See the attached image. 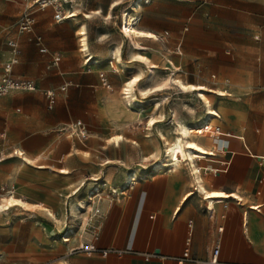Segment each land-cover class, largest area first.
Segmentation results:
<instances>
[{
  "label": "crops",
  "instance_id": "obj_1",
  "mask_svg": "<svg viewBox=\"0 0 264 264\" xmlns=\"http://www.w3.org/2000/svg\"><path fill=\"white\" fill-rule=\"evenodd\" d=\"M31 1L8 3L0 0V74L3 64L11 56V48L7 43L14 40L18 44L19 54L12 68V76L32 80L36 85V92L32 91L35 92L32 96L39 97L41 91L53 88L62 89L60 107L63 111L59 123L69 124L71 117L77 115L88 123L89 132L86 139L77 138V141L60 135L55 144L46 134L38 136L36 140L43 141L45 150L35 161H46L44 154L47 149L55 152V159L52 160L69 171L59 170L58 178H53L55 184L51 191L55 195L60 194L77 184L67 195L72 197L70 202L78 198L83 182L92 184L90 180L105 176L115 181L116 187H111L110 192L119 195L97 204L100 214L96 223L89 233L82 234L75 242L77 245L89 242L94 232H97L99 236L95 245L98 249L109 250L106 256L100 253L87 256L79 250L71 251L77 245L68 249L70 244L60 239L62 234L68 235L63 232L67 226L65 215L58 217L57 224L47 218L55 225L49 228L52 234L42 225L36 226L33 234L24 237H19L18 232L14 234L13 220L3 218L0 219V264H210L207 261L215 246H218L215 264H264V0H243L259 6V14L245 15L248 19L259 18L263 28L259 31L261 39L258 46L249 43V46L261 50V60L257 66L260 75L254 78L251 66L250 75L246 74L244 81L239 82L260 85L261 103L250 105L251 110L248 107L245 110L230 107L224 119L214 109L220 115L218 120L222 119L221 126L218 125L221 135L205 138L202 125L204 133L198 139V144L206 154L193 162L199 169L198 174L192 171L193 163L190 160L184 162L187 169L177 168L180 165L157 169L164 158L157 156L153 146V150L149 149L148 156L143 158V163L153 161L156 168H148L142 175L133 170L131 175L135 179L132 184L126 183L130 174L120 184V171L115 177L114 170L109 166L120 163L127 167L135 165L139 162L141 148L136 147L137 141L134 142L136 146L123 145L120 140L118 144L113 142L112 137L120 136L122 129L113 121L107 109L96 104L103 95L97 88L102 75L109 71V55L114 54L116 49L120 52V44L113 46L110 42L111 33L103 29L102 22L105 24L113 18L117 19L113 13L119 11L120 0L106 2L104 14L101 13L104 5L98 0H69L74 5L68 9L67 16H70L62 22L54 20V12L52 15L41 13L39 18H35L32 13V31L20 36L13 30L17 32L15 24L25 5ZM12 4H18L20 8H14ZM13 15H16V19ZM14 19L16 21L10 26ZM82 29L85 30L88 52L100 60L98 64H86L85 56L79 53L78 31ZM36 36L41 37V46L46 48L47 55L39 52L40 47L33 40ZM259 36L255 38L259 39ZM131 41L132 44L137 43ZM133 49L137 50L135 47ZM52 55L61 58L46 70L48 75L42 80L45 62ZM252 57L250 55L249 59ZM6 96L0 97V122L5 118V126L0 130V135H5L3 139L0 138V156L3 155L0 157V167L5 170V179L10 175L7 170L14 164L5 161L6 130L19 135L15 153L19 149L26 151L34 144L29 139L31 135L26 136L29 130L23 124L24 120L16 121L11 116L12 98ZM5 110L9 111L8 116ZM252 113L258 115L253 116ZM7 121H10V125ZM202 123L206 122L203 120ZM155 125L147 129L151 131ZM138 137L141 142L140 135ZM143 137L147 139L151 136L144 134ZM201 160H205L206 164L203 171L198 165ZM45 172L41 170L35 175L46 178ZM198 178L202 181L204 191L198 188ZM99 186L104 187L106 184ZM96 189L99 190V187ZM49 235L56 239L52 249L46 244ZM185 250L188 251L186 259L183 258Z\"/></svg>",
  "mask_w": 264,
  "mask_h": 264
},
{
  "label": "rangeland",
  "instance_id": "obj_2",
  "mask_svg": "<svg viewBox=\"0 0 264 264\" xmlns=\"http://www.w3.org/2000/svg\"><path fill=\"white\" fill-rule=\"evenodd\" d=\"M98 1L104 5L101 10V13L104 14L105 7H107L106 2L109 0ZM133 1L137 0H120L119 11L114 10L117 12L113 13L114 16L117 15V19L113 18L105 24L102 22L103 29L111 33L110 42L113 43V46L120 44V58L124 64L120 63V65L115 54L110 53L111 64L107 61L110 66L109 71L104 73L106 84L103 85L100 81V86L97 88V91L103 95L96 102L100 107L107 109L113 121L120 125L122 132L125 131V133L120 132V136L112 137L111 140L120 137V142H123V145L130 144V146L137 141V146H134L141 148L139 162L135 165L127 167L120 163L121 166H109L111 170H114L115 177L120 171V184L133 170L142 175L148 168L155 167L153 161L143 163V158L148 156L149 149L153 150L151 147L156 148L154 151L157 152L159 158H164V143L158 135L159 132H163L166 138L170 140L176 132L177 122L193 127L200 125L207 115L203 101L197 97V92H183L170 82V78L179 79L183 83L203 85L207 88L226 92L225 96L206 94L211 101L212 109H216L222 115V119L228 115L230 107L242 110L248 107L251 110L250 105H259L262 99L260 85L239 83L241 80L244 81L243 78L246 74L250 75L249 67L251 66L254 78L260 75V69L257 66L261 60V50L249 46V43L252 42L253 46H258L257 44L260 43L259 31L263 28L262 22L257 17L248 19L245 15L247 13L259 14L261 12L259 6L248 4L243 0H150L146 4L142 2V7L138 11L130 13L140 18L137 28L152 33L155 39L135 38L134 40L144 48L134 50L133 47L137 48V46L120 32L124 25V11H129ZM67 2L64 0L57 1V5L66 14H68V9H71V5H74L69 3L70 1ZM12 6L17 9L20 8L18 4H12ZM53 12L54 5L44 9L34 8L32 10L35 18H39L41 13H51L52 15ZM13 16L16 19V15ZM100 16L98 17L101 18ZM15 19L10 26L14 24ZM13 32L20 36L25 34L17 33L18 31L15 32L14 30ZM256 35L259 36V39L255 38ZM136 52L142 55L149 64L155 65L152 68V73H150L148 63H145L144 60H142L143 62L133 61V55ZM79 53L83 54L80 51ZM41 54L47 55V53ZM250 55L253 56L251 60L249 59ZM52 56H49V60L45 62V69L41 74L42 80H45L46 75H48L45 73L46 70L52 68L50 62ZM98 61L100 62V60ZM138 74L142 78L133 88V96L129 106L123 94V87L130 77ZM53 90L56 93V101L52 109L47 107L45 91H41L39 97L32 96L36 91L31 93L18 92L6 96V98H12L11 116H14L16 121L24 120L23 124H26L29 130L26 136L31 135L29 139L34 144L26 151L19 149L15 153L17 149L15 145L19 140V135L16 133L13 135L11 130H6L8 139L4 150V154H7L5 161H11L14 164L10 168L11 170H7L10 173L7 179L4 178L5 170L0 167V200L2 197L12 196L22 200L25 206L17 205L7 211H0V219L13 220L14 234L18 232L19 237H24L27 234L28 236L33 234L36 231V226L42 225L52 234V230L49 228L54 227L53 224L59 222V216L65 215L67 226L63 232H68L67 229H71L73 232L68 235L62 234L60 239L68 237L69 241L65 243L70 244L67 246L68 249H72L77 245L75 242L78 241V238L84 233H89L92 228L86 224L85 212H89L92 207L98 208L99 202L108 201L119 194L110 192V188L116 186H114L115 181L111 180L109 176L101 177L99 180H90L93 182L92 184L83 182V188L78 193L79 196L77 194L78 198H74L71 202L72 197L67 195L77 184L64 189L60 194L55 195L51 191L55 184L53 178H58L59 170H69L55 164V160H52L55 159V152L49 149L44 154L46 161H35L38 159V155L45 150L43 141L36 140L37 137L46 134L47 137L52 138L54 144L59 140L58 136L60 135L71 141H77V137L69 132L68 126L78 120L88 129V123L77 115L71 117L69 124L59 123L61 111H63L60 107V93L63 91L55 88ZM251 94L253 95L251 96ZM157 106L160 108L157 109ZM6 112L8 116L9 111ZM256 114L258 115V113H252L253 116ZM150 117H157L158 120L156 127L151 131L147 129L149 128L147 120ZM219 118V114L217 117L212 116L209 124L213 127L215 125L221 126L222 119L218 120ZM4 120L5 118L0 122V130L5 126ZM15 120L13 122H16ZM216 120L218 121L213 122ZM7 124L10 125V121H7ZM87 129L84 139L89 134ZM203 133L202 128L197 130V138H202L201 134ZM144 134L151 137L143 139ZM139 135L142 139L141 142L138 140ZM204 136L208 139L210 134L205 133ZM20 150L22 155L19 154ZM126 151L129 153V150ZM215 152L219 154L217 151ZM198 165L202 167L201 171H203L206 167L205 160L198 162ZM177 168L187 169L188 167L183 162ZM41 170H46V178L35 175ZM104 183L106 186H99V184L103 185ZM96 187H99V190ZM95 191H98L100 199L97 200L98 197H95L93 204L87 207V196L93 195ZM82 200L86 204V208L77 211V218H71L70 204ZM45 209H50L57 220L51 219L46 214ZM54 241H56L54 236H47L46 244L49 249H52Z\"/></svg>",
  "mask_w": 264,
  "mask_h": 264
},
{
  "label": "bare ground",
  "instance_id": "obj_3",
  "mask_svg": "<svg viewBox=\"0 0 264 264\" xmlns=\"http://www.w3.org/2000/svg\"><path fill=\"white\" fill-rule=\"evenodd\" d=\"M64 1H69V0H64ZM142 2H144L146 4V3H149L150 0H137L132 4V7L129 9L128 12L124 11L125 12L123 15L124 25H123V28H121L120 32L123 34V36L129 38L130 40H134L135 38L136 39H144V40L145 39H151V40L155 39V36L152 33L148 32V31L139 30L137 28V26L140 22V18H139V16L132 15L130 13V12L138 11L142 7L141 6ZM69 16H66V17H69ZM86 16H88V15H86ZM84 32H85V30L83 31V29H82L78 33L80 36V38H79L80 52H82L83 55L85 56L86 62L87 63L90 62L88 64H98L99 61L97 60V58H93L92 55L89 54V52H88V48H87L88 44H86L87 40H86ZM134 45L137 46V48H135L137 50H141L144 48V47L140 46L138 43H134ZM114 54H115V58H116L117 62L119 64L120 63L124 64L121 61L120 52L118 49H116ZM133 59H134L133 61L143 62L142 60H144L145 63H148L146 61V59H144V57L142 55L138 54L137 52H136V54L133 55ZM154 66L148 63V68L150 69V73H152V68ZM141 78L142 77H140L139 74L134 75V76L130 77V79L125 83V86L123 87V94H124L126 101L129 103L128 104L129 106L131 105V97L133 96V88L141 81ZM169 80L171 83L175 84L179 89H181L183 92H197V97H199L203 101V104H204V107L206 110V114H207L205 119H204V122L209 123L212 119V116L213 117L218 116L216 111L214 109H212L211 101L209 100L208 96H206V94L212 93L213 95L216 94L218 96H225V93L223 91L207 88L203 85L183 83L181 80L175 79V78H170ZM157 108H158V106H157ZM157 122H158L157 117H150L147 120V126L149 128H152L154 126V124ZM203 124H205V123H200V125H196V126L192 127V126L183 125V124L177 122L176 128H175L176 132L173 134V137L170 140H168L166 138V136L163 132H159L158 135L163 140V143H164V150H163L164 160L161 161V163H160V165H158L159 167L157 169H159L160 167H166V166H170V165L177 166V165H180V163L185 162L186 160H190L193 163L194 160L203 158V155L206 154V151L204 150V148H202L198 144V138L196 135L197 130L202 128ZM119 140H120V137L113 138V142H115L116 144H118ZM19 154L21 155L23 153L19 152ZM24 159H25V157H24ZM192 167H193L192 171H194V173L198 174L199 169L194 165V163H193ZM132 175L130 174L127 177L126 183L132 184L133 180L135 179ZM199 178H198V185H199L198 188H199V190L204 191L203 185L201 183L202 181L200 182ZM90 199H91V197H90ZM17 205H24L25 206V203L22 200L17 199V198L12 197V196L11 197L10 196L9 197H2V199L0 200V211L1 212L7 211L10 208L17 206ZM85 208H86V204L84 203V201H80L78 203H71L70 204V217L71 218H77L76 217L77 211L84 210ZM45 212L48 216H50L51 219H53L55 221L57 220L54 213L51 212L50 209H45ZM72 232H73V230L69 229V231L67 233L69 234ZM62 240L65 242L68 241L67 238H63Z\"/></svg>",
  "mask_w": 264,
  "mask_h": 264
},
{
  "label": "built area",
  "instance_id": "obj_4",
  "mask_svg": "<svg viewBox=\"0 0 264 264\" xmlns=\"http://www.w3.org/2000/svg\"><path fill=\"white\" fill-rule=\"evenodd\" d=\"M5 2L12 3V2H18V1H26V0H4ZM58 0H32L31 2L27 3L25 5L21 15L18 18V21L16 22V28L17 31L21 33H29L32 31L33 25H34V18L32 17V10L34 8L37 9H44L47 6L54 5V14L53 18L56 22H62L64 19H66V16L68 14H65L62 10V8L57 5ZM36 45H38L39 51L41 53H46L47 50L42 45V39L39 36H36L33 38ZM8 46L11 48V56L10 58L3 64V72L0 74V97L6 96L12 92H32L36 90V85L32 80L29 79H19L12 76V68L17 63L18 54H19V48L18 44L14 40L8 41ZM58 55H53L51 58L52 64H57L59 62ZM101 82L103 85L106 84L105 78L102 75ZM45 98L47 107L49 109H52L55 105L56 101V93L54 90H45ZM68 130L72 135H75V137L79 139H84L86 137V129L84 124L78 120L74 122L72 125L68 126ZM203 131L205 133H209L210 137H217L221 135V130L218 126H212L209 123H205L203 126ZM5 135L1 134L0 138H4ZM95 194V195H94ZM93 195L87 196V207L91 204H93L95 197H98L97 200L100 199L98 191H95ZM91 197V199H90ZM90 205V206H91ZM89 206V207H90ZM88 213V214H87ZM85 212L86 214V224L90 227L94 226L96 223V219L99 217L100 211L98 208L92 207V209L89 212ZM91 240L89 242H80L75 248H73L71 251L79 250L82 252H85L87 256H90L95 253H100L101 256H106L109 252V250H101L98 249L95 245V242L99 235H97V232L93 234ZM218 253V246H215L212 250V256L210 259H208L207 262L210 264H215L217 262L216 256ZM188 257V251L185 250L183 253V258Z\"/></svg>",
  "mask_w": 264,
  "mask_h": 264
}]
</instances>
